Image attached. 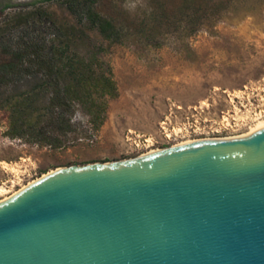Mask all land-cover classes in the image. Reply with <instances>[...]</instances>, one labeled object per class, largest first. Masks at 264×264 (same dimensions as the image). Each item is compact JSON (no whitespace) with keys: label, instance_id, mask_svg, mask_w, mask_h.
Segmentation results:
<instances>
[{"label":"water","instance_id":"1","mask_svg":"<svg viewBox=\"0 0 264 264\" xmlns=\"http://www.w3.org/2000/svg\"><path fill=\"white\" fill-rule=\"evenodd\" d=\"M0 264H264V123L39 176L0 201Z\"/></svg>","mask_w":264,"mask_h":264},{"label":"rangeland","instance_id":"2","mask_svg":"<svg viewBox=\"0 0 264 264\" xmlns=\"http://www.w3.org/2000/svg\"><path fill=\"white\" fill-rule=\"evenodd\" d=\"M28 1L0 0V21ZM57 1L43 3L68 17ZM94 9L121 34L110 43L89 32L116 87L104 121L94 130L74 106L73 131L53 148L5 135L0 109V201L58 167L126 159L264 120V0H97Z\"/></svg>","mask_w":264,"mask_h":264},{"label":"trees","instance_id":"3","mask_svg":"<svg viewBox=\"0 0 264 264\" xmlns=\"http://www.w3.org/2000/svg\"><path fill=\"white\" fill-rule=\"evenodd\" d=\"M46 1L30 0L0 21V109L5 135L59 148L73 131L74 106L98 130L116 94L103 46L89 32L110 43L121 34L94 9L97 0H58L68 16L61 19Z\"/></svg>","mask_w":264,"mask_h":264},{"label":"bare ground","instance_id":"4","mask_svg":"<svg viewBox=\"0 0 264 264\" xmlns=\"http://www.w3.org/2000/svg\"><path fill=\"white\" fill-rule=\"evenodd\" d=\"M259 120V119H258ZM264 123V120H259L257 123H255V125L254 126H256V125H260V124H263ZM24 187V186H23ZM22 187V188H23ZM17 192V191H16ZM14 194V193H13ZM11 196V195H10ZM6 198H8V197H6ZM5 198V199H6ZM4 200V199H3Z\"/></svg>","mask_w":264,"mask_h":264}]
</instances>
